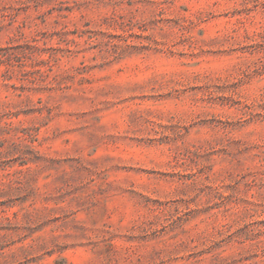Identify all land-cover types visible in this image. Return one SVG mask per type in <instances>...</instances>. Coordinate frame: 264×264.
Masks as SVG:
<instances>
[{
    "label": "rangeland",
    "instance_id": "rangeland-1",
    "mask_svg": "<svg viewBox=\"0 0 264 264\" xmlns=\"http://www.w3.org/2000/svg\"><path fill=\"white\" fill-rule=\"evenodd\" d=\"M0 264H264V0H0Z\"/></svg>",
    "mask_w": 264,
    "mask_h": 264
}]
</instances>
